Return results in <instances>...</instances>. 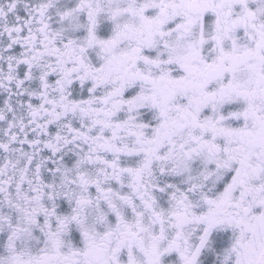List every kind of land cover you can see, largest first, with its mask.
Here are the masks:
<instances>
[{
	"label": "snow or ice",
	"instance_id": "6c2138e0",
	"mask_svg": "<svg viewBox=\"0 0 264 264\" xmlns=\"http://www.w3.org/2000/svg\"><path fill=\"white\" fill-rule=\"evenodd\" d=\"M0 264H264V0H0Z\"/></svg>",
	"mask_w": 264,
	"mask_h": 264
}]
</instances>
